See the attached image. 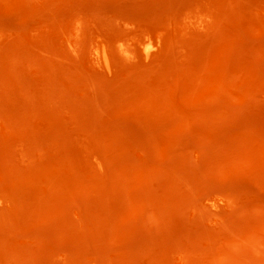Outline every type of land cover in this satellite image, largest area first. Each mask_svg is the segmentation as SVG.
I'll list each match as a JSON object with an SVG mask.
<instances>
[{
    "label": "rangeland",
    "instance_id": "374dc122",
    "mask_svg": "<svg viewBox=\"0 0 264 264\" xmlns=\"http://www.w3.org/2000/svg\"><path fill=\"white\" fill-rule=\"evenodd\" d=\"M0 264H264V0H0Z\"/></svg>",
    "mask_w": 264,
    "mask_h": 264
},
{
    "label": "bare ground",
    "instance_id": "6f19581e",
    "mask_svg": "<svg viewBox=\"0 0 264 264\" xmlns=\"http://www.w3.org/2000/svg\"><path fill=\"white\" fill-rule=\"evenodd\" d=\"M150 48H151V44H148V45L146 46V50H147V52L149 51Z\"/></svg>",
    "mask_w": 264,
    "mask_h": 264
}]
</instances>
